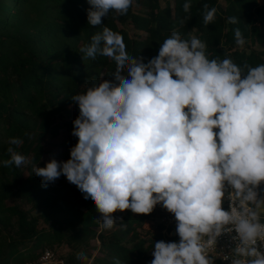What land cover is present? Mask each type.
Instances as JSON below:
<instances>
[{
	"label": "clouds",
	"instance_id": "obj_1",
	"mask_svg": "<svg viewBox=\"0 0 264 264\" xmlns=\"http://www.w3.org/2000/svg\"><path fill=\"white\" fill-rule=\"evenodd\" d=\"M88 3L87 22L101 30L80 53L107 57L116 68L112 79L72 97L79 115L70 159L53 158L33 173L44 187L65 176L84 199L91 198L105 229L117 224V211L151 214L162 205L174 215L180 239L155 242L150 264H215L211 251L224 234L235 241L224 261L264 264V63L210 59L206 43L176 31L145 63L130 56L123 36L103 23L110 12L127 15L134 0ZM191 9L186 0L181 23L191 19ZM203 10L204 25L213 24L218 9L205 3ZM234 36L243 48L239 28ZM7 151L5 167L28 163L13 147ZM77 258L88 259L82 252Z\"/></svg>",
	"mask_w": 264,
	"mask_h": 264
},
{
	"label": "trees",
	"instance_id": "obj_2",
	"mask_svg": "<svg viewBox=\"0 0 264 264\" xmlns=\"http://www.w3.org/2000/svg\"><path fill=\"white\" fill-rule=\"evenodd\" d=\"M185 2L165 0L163 5L162 0H134L127 15L110 12L103 23L123 36L130 56L145 63L158 55L173 31L206 43L210 59L230 57L239 66L264 63V49L256 48L264 45V0H191V19L181 23L188 15ZM205 3L218 9L215 22L207 26ZM90 7L88 0H0V264H25L47 248L63 244L72 251L62 258L88 263L93 254L87 249L96 239L103 255L95 256L91 264L117 260L150 264L155 242H179L178 234H171L172 228L162 221L152 230L145 229L147 222L164 212L162 205L151 214L117 211L113 214L117 224L105 229L97 222L100 214L91 198L54 193L50 183L42 186V178L33 173L34 166L45 167L51 160H44L45 140L62 128L69 133L60 142L62 156L70 159V150L78 143L72 135L73 121L79 115L72 97L94 82L112 79L115 71L109 58L92 60L80 53L101 30L87 22ZM229 17H237L238 23H229ZM236 28L246 40L243 48L235 42ZM68 116L73 118L66 120ZM14 137L23 143L10 145ZM9 147L27 157L25 168L3 165L10 159ZM81 252L87 260L77 258Z\"/></svg>",
	"mask_w": 264,
	"mask_h": 264
},
{
	"label": "rangeland",
	"instance_id": "obj_3",
	"mask_svg": "<svg viewBox=\"0 0 264 264\" xmlns=\"http://www.w3.org/2000/svg\"><path fill=\"white\" fill-rule=\"evenodd\" d=\"M162 4L165 5V0H162ZM129 31L132 33V29L131 27L129 28ZM256 48L259 49H264V45H257ZM70 109L73 110L74 107L70 106ZM73 117H66V120L72 119ZM68 131L65 128H62L59 130L58 134L56 136L50 135L47 137V139L45 140V154H44V160L45 161H49L50 159H57V160H62V161H67L69 158L68 157H64L62 155L65 154V151L63 150V148L60 146V142L62 140H64L67 136H68ZM29 163V161H28ZM28 163L24 166H22L23 168H25ZM27 175V174H26ZM52 191L54 193H66L68 194L72 199H74L75 197H78L79 195H82L83 193L78 189V187L72 183H70L67 178L63 175H61L57 180H55V182L50 183ZM21 203V202H19ZM26 208H30V206L26 205ZM36 214H40L41 211H35ZM162 213L161 212L160 216H158V218H155L152 221H149L146 223L145 225V229L146 230H152L156 227L157 223L162 221ZM41 225H46L44 224L43 221H41ZM92 246L88 247L87 252L88 253H92L93 256L91 257L90 264L93 260V258L95 256H101L103 255L101 250H100V241L98 239L93 240L92 241ZM56 249L55 252L58 253L60 256L61 255H67L68 253H70L72 250L70 247H68V245L63 244L60 246L55 247Z\"/></svg>",
	"mask_w": 264,
	"mask_h": 264
},
{
	"label": "built area",
	"instance_id": "obj_4",
	"mask_svg": "<svg viewBox=\"0 0 264 264\" xmlns=\"http://www.w3.org/2000/svg\"><path fill=\"white\" fill-rule=\"evenodd\" d=\"M223 206L225 210H227L229 207L228 201H225ZM162 223L167 229L172 228L171 234H176V230L174 229V227L177 226V222L174 215L168 212L166 209H164V212L162 214ZM234 246L235 241L231 239V236L229 234H224L220 238H218L217 246L212 249L211 256L218 264H228V262L223 260V256L229 255ZM25 264H90V261L88 263H75L62 258L54 250L47 248L40 254V256L36 260L28 261Z\"/></svg>",
	"mask_w": 264,
	"mask_h": 264
}]
</instances>
